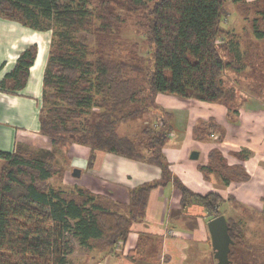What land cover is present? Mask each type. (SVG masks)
<instances>
[{
  "label": "trees",
  "instance_id": "16d2710c",
  "mask_svg": "<svg viewBox=\"0 0 264 264\" xmlns=\"http://www.w3.org/2000/svg\"><path fill=\"white\" fill-rule=\"evenodd\" d=\"M233 1L241 13L250 2ZM226 2L127 0L132 10L144 12L148 50L144 58L134 54L128 60H115L101 42L110 33L112 20L117 21L109 12L112 0H0V18L35 32L55 29L39 111V132L50 145L59 150L72 144L87 147L89 169L101 152L161 170L158 181L131 189L129 202L123 205L84 188L65 191L52 185L50 180L65 171L55 167L52 151L31 152L21 146L13 152L0 150V264H67L76 244L111 253L126 241L131 226L145 218L150 192L170 182L181 193L182 208L199 204L211 218L224 215L221 196L195 194L172 177L163 153L171 115L157 106L155 98L165 94L221 104L230 116L237 115L244 100L237 105L234 88L226 85L228 75L250 76L256 81L257 94L264 92V45L251 41H264V8L259 0L252 1L256 16L240 50L241 35L237 34L235 43L223 28ZM84 31L95 34L94 57L93 49L83 43L85 38L75 36ZM36 54L37 46L32 45L19 55L0 85L2 90L15 93L23 88ZM246 68L251 75L245 73ZM5 81H11L9 89ZM130 103L138 106L121 113ZM136 118L144 119H139L142 126L136 135L119 131ZM216 126L212 119L199 121L192 128V138L209 142ZM221 140L222 136L216 139ZM198 170L205 180L217 175L224 186L248 180L242 166L229 167L217 150L209 153L208 163ZM226 221L233 241L232 260L234 247L244 246V227Z\"/></svg>",
  "mask_w": 264,
  "mask_h": 264
},
{
  "label": "crops",
  "instance_id": "0c3cea01",
  "mask_svg": "<svg viewBox=\"0 0 264 264\" xmlns=\"http://www.w3.org/2000/svg\"><path fill=\"white\" fill-rule=\"evenodd\" d=\"M39 35L18 22L0 18V85L16 65L19 55L28 47L37 46L23 88L11 93L0 86V150L3 152H13L17 146H27L37 142L36 139H42V144L49 142L39 132L42 79L48 55L40 43L43 36ZM5 82L9 89L11 81ZM155 102L171 115V132L163 153L172 177L195 194L221 196L224 200L221 210L230 221L237 218V204L246 206L260 202V206L264 205L262 100L247 98L239 106L237 115L230 116L221 104L183 100L165 94H158ZM211 119L217 125L213 139L203 143L194 140L193 126ZM220 136L222 140L217 142ZM69 147V165L80 171L73 185L116 203L127 204L131 189L161 178L158 167L101 152L96 154L93 167L89 169V149L78 144ZM213 150L222 155L229 167L242 166L248 180L225 186L215 174L205 180L198 167L208 163ZM193 151L199 153L196 160L190 159ZM180 199L181 193L172 182L152 190L145 218L131 226L126 241L119 248L111 253L91 250L76 264H216L207 229L212 218L199 204L182 208ZM249 233L245 226L243 236ZM244 246L249 248L246 243ZM234 252L237 255V247ZM230 261L236 264L235 260Z\"/></svg>",
  "mask_w": 264,
  "mask_h": 264
},
{
  "label": "rangeland",
  "instance_id": "374dc122",
  "mask_svg": "<svg viewBox=\"0 0 264 264\" xmlns=\"http://www.w3.org/2000/svg\"><path fill=\"white\" fill-rule=\"evenodd\" d=\"M244 1L250 2L245 3V11L242 10L241 13L238 9L239 6L237 7V2H234L233 0H227L225 4V11L227 15L225 23L223 24V28L230 32V34H232V36L234 37L235 43H237V34L241 35L238 45L240 50L244 49L245 41H247L246 33L250 30V21L256 16L255 3H252L253 0ZM259 2L260 5L264 8V0H259ZM109 12L112 13L113 16H117V21L115 20L113 22L112 20V29L109 31L110 33L104 35V42L101 41L103 44H105L104 47L106 53L115 60H128L135 55L138 58H144L148 50V44L144 35V25L146 24L144 19V12L132 10L127 4V0H112L111 6L109 7ZM54 32L55 29L53 27H50L44 32H36L37 34H42L43 36V39L42 41H40V43L44 47V50H46V54H48V51L50 49ZM75 36L77 38H85L83 39V43L87 47L93 49V54L91 56L94 57L98 48L95 34L92 32L84 31L81 33H77ZM251 41L254 44H258L259 46L264 45V41H255L254 39H252ZM245 73L247 75H251V72L248 68H246ZM226 85L229 88H234L233 94L237 99V105H239L240 102L242 100H245L246 98L256 97L257 99H264V92L261 94H257V91L253 89V87L256 86V81L253 80L250 76L244 78L234 75H228V77L226 78ZM137 106V103H130L124 108L121 113L134 109ZM139 119L144 120L143 118H136L132 120V122H129L126 125L122 126L119 131L123 134H137L139 128L142 126V123L139 121ZM35 141L37 142L30 143L24 147L22 145V149H28L31 152L33 150L34 152H36V150L39 149H43L44 152L47 153L52 151L55 167H63V169L65 168L63 175L60 178H58V176H54L50 180V183L55 186H60L65 191L72 190V187H78L73 185V183L77 181V179L73 178L71 175L74 168L69 165L68 153L70 147L59 150L51 146L50 142L42 144V139H36ZM1 166L2 163L0 162V168ZM260 204V202L245 204L246 206L237 204V218H231V221L243 225V227L246 226L249 229V232H251L248 235L244 234L243 236V242L246 243L249 248L237 245V255L234 253V255L232 256V259L236 261V264H264V205L262 203L263 206H260ZM116 248H119V246L116 245L115 250ZM90 252V249L76 244L74 252L70 256H68V264L80 263L83 255L85 253L89 254Z\"/></svg>",
  "mask_w": 264,
  "mask_h": 264
},
{
  "label": "water",
  "instance_id": "95a60500",
  "mask_svg": "<svg viewBox=\"0 0 264 264\" xmlns=\"http://www.w3.org/2000/svg\"><path fill=\"white\" fill-rule=\"evenodd\" d=\"M198 156L199 153L193 151L190 155V159L196 160ZM71 175L74 178H79L80 171L73 169ZM207 229L210 236L212 256L216 261V264H230L229 253L233 241L229 236V227L225 216L220 215L209 220L207 223Z\"/></svg>",
  "mask_w": 264,
  "mask_h": 264
},
{
  "label": "built area",
  "instance_id": "2783aa9c",
  "mask_svg": "<svg viewBox=\"0 0 264 264\" xmlns=\"http://www.w3.org/2000/svg\"><path fill=\"white\" fill-rule=\"evenodd\" d=\"M169 234H170V235H173V231H170ZM119 245H120V244H118L117 246H119Z\"/></svg>",
  "mask_w": 264,
  "mask_h": 264
}]
</instances>
